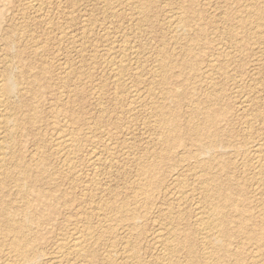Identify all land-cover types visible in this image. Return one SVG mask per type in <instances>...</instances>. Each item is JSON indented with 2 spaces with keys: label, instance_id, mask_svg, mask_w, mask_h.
<instances>
[{
  "label": "bare ground",
  "instance_id": "6f19581e",
  "mask_svg": "<svg viewBox=\"0 0 264 264\" xmlns=\"http://www.w3.org/2000/svg\"><path fill=\"white\" fill-rule=\"evenodd\" d=\"M21 1H23L24 9L29 10L37 17L38 24L45 26L47 30L53 26L50 17L42 12L48 0ZM58 3L56 5L59 6ZM137 5L142 20L145 21L146 12L151 10L152 2L151 0H137ZM247 6L249 25L255 27L254 33H257L255 38L263 42L264 8L261 7L259 0H249ZM180 9L183 13L187 12L188 17H182L181 14L170 16L165 20L170 28L177 29L179 26H183L186 29L192 21L203 15L202 11L197 8L195 0L182 1ZM67 16L69 15L67 14ZM82 17L84 18V16ZM19 20L22 19L19 18ZM224 21H229V18L225 17ZM90 23H92V19ZM58 29H60L57 38L59 43L69 38L70 35L72 36V33L65 32L66 29L63 30L61 27ZM202 31L201 27L197 29L195 36L189 38L188 46L183 47L181 53L162 52V56L160 54L157 67L154 68L159 72L155 78L157 80H154L147 88L150 93L155 89H159L161 92L160 98L151 101V115L156 123L158 141L150 154L142 159H136L137 179L132 183L129 195L121 203L114 201L113 203H103L100 202L101 200H93L102 194L97 167L106 162L109 165L115 160L112 153L113 148L110 146L112 144L110 142L101 143L105 153H107L105 157H102V153L97 151L99 149L97 145L100 141L91 139L92 137L87 135L92 129V124L82 125L79 129L71 126L69 120L67 122L60 121L59 116L63 112L67 113L64 108L68 100L64 93H56L54 97L56 100L49 106L50 116L46 120V125L51 127V132L41 137V140L44 138L48 141V148L44 149L37 143L27 161H23L19 157L17 154L18 139L22 134L23 126L27 125L32 128L36 125L37 119L41 117L38 106L34 104L33 100H25L23 93H28L31 90L33 98L37 99L42 84L34 74L31 75V79H27L21 85L14 83L8 75L6 80L2 79V76L0 77V256L5 257L4 259L0 257V264H37L38 256L44 257V261L49 264H97L96 258L100 260V264H264V134L260 141L248 138L247 131H249L251 121L243 113L246 107L244 110L239 105L235 106L233 101L234 111L228 107L218 108L220 110L215 109L221 99L220 94L222 92L216 89L214 83L205 76L208 72H210L209 74L222 73V75L229 73L227 62L231 56L226 54L221 47L215 48L213 53L205 58L199 57L200 63L205 61L203 72L200 74L209 81L205 80V92L201 97H197L196 88L191 85L190 81L199 77L197 69H195L198 65L197 60L190 62V57L193 56V44L201 40L199 38ZM22 33L19 34L20 37ZM239 35L245 36L242 41L249 38V33L243 31L234 35L235 39H238ZM107 36L111 37L109 34ZM0 37L4 41L1 51H9L13 48L14 41ZM113 37L115 38V36ZM128 37L131 38L129 35ZM178 37L172 36L170 42L176 43L179 40ZM24 41L26 42V40ZM35 47L31 45L30 50L32 54L37 56L40 53ZM108 48L114 50L115 47L110 45ZM128 48L129 46L121 45L117 49V60L110 55L104 59L101 58L109 70L114 85L112 87L118 89L126 83L124 76L127 75L128 65L132 60V58L129 60L127 57ZM132 52L135 53L134 49L130 53L132 54ZM130 53L129 55H131ZM11 64L10 62V66ZM175 69L177 71L173 74ZM186 71H188L187 77L180 81L182 82L181 87L173 85L172 87L170 85L171 78H174L177 72L185 73ZM41 74L44 80H53L54 82L46 81L47 86L45 88H49L52 83L60 88H66L73 80L70 76V69L65 63L60 64L59 76L56 77V80L50 79V72L47 68H43ZM74 77L77 76L74 75ZM132 96L141 101L144 94L142 98L138 92L133 93ZM37 102H39V97ZM129 102L130 100L128 104ZM185 102L190 108L182 120L181 108ZM246 103L248 104V102ZM234 118L239 119L240 130L235 128L232 122ZM257 118L261 120L264 127V115L259 113ZM42 121L45 122V119ZM222 121L227 124H220ZM123 125L125 126V124ZM81 129L83 130L84 141H86L85 146L86 148L89 146L90 149L87 160H85L92 167V173L88 177V190L90 191L89 194H87L88 191L84 194L88 204L83 213L89 219H95L94 222H98L97 224L111 220L119 223L120 226H116V231H123L125 238L118 243L112 242V244L106 245L103 251L96 255L97 250H94L92 245L98 241H104V237L113 231L114 228L112 229V227L115 223L111 225L112 227L108 226L109 230H106L107 227L92 225L91 220H88L87 223L84 220L79 227L78 222L77 227L63 233L59 238L57 237L52 244L51 251L46 253L39 247L35 248L38 240L37 234H39L37 232L39 218L34 216V212L40 206L32 204L34 201L32 197L34 196L36 201L37 199L46 201L48 206L42 204V212L44 210L45 212L58 213L57 204L60 197L55 194L54 189L59 184L54 179L59 178V176L63 178V182H76L80 179L79 170H77L79 164L75 159L81 148ZM38 141L40 142V139ZM47 149L50 160L57 166L56 170L49 173L45 155ZM179 149H182L180 154L178 153ZM9 156H15L17 160L9 162ZM108 169L110 168L108 167ZM106 172L108 171L106 170ZM189 176L194 178L197 186L193 184L192 187H187V182L184 180ZM109 180L111 179L109 178ZM44 184L50 185V187L44 190L38 188L39 185ZM185 186L187 187L186 190L179 188ZM105 187L108 188L106 185ZM5 188L7 191L13 192L15 195L13 200L9 199L8 192L7 199H4L3 191ZM193 192L198 194L200 200L198 197V200L194 199ZM71 195L73 193L66 197L70 198ZM166 197L170 200L171 205L161 208L167 204L165 202ZM157 202H160L159 212L168 219L167 225L164 227L154 224L153 228L148 230L144 225L149 222L151 206ZM189 217H192L193 224ZM241 238L245 239L246 243L249 241L246 244V247L248 246L247 252L242 249V245L245 243L239 241ZM4 242L6 244L3 245ZM237 242L241 245L232 246ZM143 243L150 245L151 252L149 254L148 252H141V244ZM180 252L185 255L180 256Z\"/></svg>",
  "mask_w": 264,
  "mask_h": 264
},
{
  "label": "rangeland",
  "instance_id": "374dc122",
  "mask_svg": "<svg viewBox=\"0 0 264 264\" xmlns=\"http://www.w3.org/2000/svg\"><path fill=\"white\" fill-rule=\"evenodd\" d=\"M182 1L184 0H151L152 8L149 12H146V20L143 21L137 5V0H48L47 5L42 12L50 17L53 26L47 30L45 26L37 23V17H35L29 10L26 9V11L24 9L23 1L0 0V36L10 41H14L15 43L13 48L9 51H1V46L3 47L4 41L0 37V77L2 76V79L6 80V78L10 76L14 83L21 85L23 82L25 83L27 79H31V75L34 74V76H37L40 79V81H38L42 84V89L38 95L39 102H37L38 97L37 99L33 98L31 90H29L28 93H23L25 100H33L34 104L38 106L41 117L37 119L34 127L30 128L27 125L23 126L22 134L20 139H18L17 154L19 157L23 161H27L33 153V147L37 143L43 146L44 149L48 148V141L44 138L41 140V137L42 135L51 132V127L46 125V120L49 118L48 116H50L49 106L54 100H56L54 98L56 93H64L66 95L65 98L68 100V103L65 104L64 108L67 110V113L63 112V114L59 116L60 121L67 122V120H69L70 125L77 128L85 124H92V129H90L91 131L90 133H87V135L90 136V138L92 137L91 139H98L100 141L99 145H97L99 148L97 151L102 153V157H105L107 154L105 153L102 144L107 142L112 144L110 146L113 148L112 153L114 154L115 160L111 162L112 164L109 163V165L107 164L108 162L105 164H99L100 166L97 165L99 167H97L96 170L99 173V187L102 189V194L93 200H101L100 202L103 203H113V201L121 203L129 195L131 185L137 179L136 159H142L150 154L154 150L155 144L158 141L156 123L151 115V101L160 98L161 92L159 89H155L150 93L147 88L150 87L154 80H157L155 78H157L159 72L155 69L160 54L162 56V52H170L174 54L181 53L182 48L188 46L189 38L193 35L195 36L197 29L200 27L203 29L201 33L203 35L200 34L201 37L199 39L201 40L193 44V56L190 57V62L197 60L198 65L195 69H197L196 71L199 74V77L190 81L191 85L196 88L197 97H201L204 94L205 80L210 79L214 83L215 88L222 92L220 94L221 99L215 109L228 107L234 111L236 105H239L242 108L246 107V110L244 108L245 112H243L244 110L242 112L247 115L252 124H250L249 131H247L249 134L248 138L250 137V140L256 141L263 139L264 127L257 116L259 113L264 115V41L261 42L258 41V38H255L257 35V33H254L255 27L249 25L250 21L248 22L247 18V5L249 0H195L197 8L202 11V17L192 21L190 26H187L186 29L183 26H179L177 29L170 28L167 26V22H165L170 16L181 14L182 17H188V13H183L182 9H180ZM259 1L262 5L261 7L264 8V0ZM57 3L59 6L56 5ZM20 9H22L21 12ZM30 13L33 17L30 16ZM66 13L70 17L67 16ZM55 15L57 16L55 17ZM82 16H84V18ZM225 17H228L229 21H224ZM19 18L22 20H19ZM33 18L34 20H32ZM56 18L59 21H57ZM61 19L63 20L61 21ZM91 19L92 23H90ZM133 24L136 27H134ZM106 25H109V31ZM67 26L68 28L66 29ZM60 27L63 30L66 29L65 32L72 33V36L70 35L69 38L60 41L59 43L57 38L60 34V29H58ZM21 28L22 30H20ZM173 31L177 34L175 32L173 33ZM243 31L249 33V38L242 41L245 36L242 35L243 37H241L239 35L240 37L235 39L234 35H238ZM21 32H23V35L21 34L20 37L19 34ZM116 33L118 34L116 35ZM107 34L111 35V37L107 36ZM128 35L131 38H129ZM113 36H115V38ZM172 36H179V40L176 42L177 44L170 42ZM262 36H264L263 31ZM24 40H26V42ZM131 43H133V46L130 45ZM31 45L32 47L36 46L35 48L39 50V55L35 56L32 54V51L30 50ZM110 45H114V50L108 48ZM121 45L129 46V50L126 54L129 60L132 58L133 61L131 60L128 65L127 75L124 76L126 82L125 85L118 89L112 87L114 85L111 81L112 79L110 78L109 70L102 62L101 58L104 59L110 55L117 60L116 51ZM217 47H221L226 54L231 56V59L227 62L229 65V73L227 75H222V73L209 74L210 72H208L205 76L207 79H204L200 72H203L205 61L200 63L199 57L201 56L205 58L207 55L212 54L213 50ZM132 48L135 53L132 52L131 54V50L133 51ZM129 53L131 55H129ZM10 62L12 63L11 66ZM64 63L69 67L70 76L73 79L68 87L60 88L53 84V80L43 79V75L41 74L43 68L49 70L50 79L56 80V77L59 76L60 64ZM5 66L6 68H4ZM16 68L19 69L16 70ZM175 71H177V69L173 70V74ZM187 72L188 71L185 73L177 72L174 78H171L170 85L181 87L182 82L180 81L187 77ZM74 75L77 77H74ZM38 81L37 84H39ZM46 81L53 82L49 88H45L47 86ZM135 92H138L141 98L143 94L145 97L143 96V99L138 101V99H134V96H132ZM241 97L245 98L242 99ZM19 99L21 100L22 98ZM240 99L241 101H244L241 102ZM129 100L131 103L129 102L128 104ZM233 101L235 102V106L232 104ZM246 102H248V104ZM189 108L190 107L186 102L182 104V120H184L185 114H187ZM43 119H45V122L42 121ZM238 120V118H234L232 122L235 128L240 130ZM224 122L222 121L220 124L226 125L227 123ZM123 124H125V126ZM222 125L219 126L221 127ZM80 137L81 148L75 159L77 164H79L77 170H79L80 179L76 182H63V178L60 176L59 178L54 179V181L59 184L58 187H56L57 189H54L55 194L60 197L57 204L59 207L58 213L55 214L49 211L45 212L44 210L42 212V204H45L46 206H48V204L45 200L42 201L41 199H37L36 201L34 196L32 197V200H34L32 204L40 206L39 209L34 212V216L39 218V227L37 231L39 234H37L38 240L35 248L39 247L46 253L51 251L52 244L57 237L59 238L63 233L67 231L69 232L72 228L77 227L78 222V227L84 220H86V223L88 220H91L92 225L98 223L94 222L95 219H89L86 214L83 213L84 208L87 207L88 204L85 200L84 194L87 191V194H89L90 191L88 190V177L92 173V167H90L86 161L89 152L88 150L90 149L89 146H87V148L85 146L86 141H84L85 138L82 129ZM38 139H40V142ZM48 151V149L45 151V155L46 161L48 162L47 170L49 173L50 171L56 170L57 166L50 160ZM181 151L182 149H179L178 153L180 154ZM15 160H17L15 156H9L8 158L9 162ZM104 167L108 172H106ZM108 167L110 169H108ZM108 177L111 180H109ZM184 181L187 182L188 188L192 187L193 184L194 186H197V182H195L194 178L190 176ZM105 185L108 188H106ZM49 187L50 185L44 184L39 185L38 188L44 190ZM187 187L179 188L186 190ZM7 192L9 199L13 200L15 195L13 192L7 191V188L3 191L4 199H7ZM70 193H73V195H71L70 198L66 197ZM193 194L194 199H197L198 194H195L194 192ZM198 199L200 200L199 197ZM160 202L151 206L148 217L149 222L144 225L148 230L153 228L154 224H157V226L162 225L164 227L167 225L168 219L159 212ZM165 202L167 204L161 206V208L171 205V202L167 197ZM189 220L193 224L192 217H189ZM114 223L115 221L111 220L102 224H97L96 226L101 225V227H107L106 230H109L108 226H111ZM116 226L119 227L120 224L115 223L113 227L111 226L112 229H114L104 237V241H98L96 244L92 245V248L97 250L96 255H99L106 245L112 244V242L118 243L125 238L123 231H116ZM239 241L245 243L242 245L243 248H240L247 252L248 246L246 247V244L249 243V241L246 243V240L242 238L239 239ZM4 244L6 243L4 242L3 245ZM238 245H241V243L237 242L232 246L235 247ZM141 252H148L149 254L151 252L150 245H147L146 243L141 244ZM184 255L185 254L180 252V256L183 257ZM4 258V256L1 257V259ZM38 258L37 264H49L44 261V257L38 256ZM95 260L98 262L97 264H100L98 258Z\"/></svg>",
  "mask_w": 264,
  "mask_h": 264
}]
</instances>
